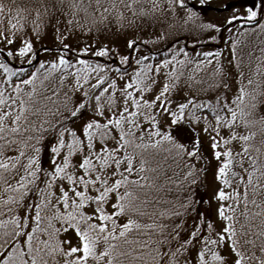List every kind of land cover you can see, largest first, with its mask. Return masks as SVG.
<instances>
[{"label":"snow or ice","instance_id":"snow-or-ice-1","mask_svg":"<svg viewBox=\"0 0 264 264\" xmlns=\"http://www.w3.org/2000/svg\"><path fill=\"white\" fill-rule=\"evenodd\" d=\"M93 2L103 21L110 9L101 0L70 7ZM111 7L119 24L124 12ZM121 7L133 21L167 13L169 30L206 41L223 39L206 30L223 33L234 22L264 28V0L229 2L222 24L203 20L191 0ZM4 11L19 19L0 26V264H264V140L253 143L256 125L264 135L259 75L229 96L230 74L218 61L210 82L198 75L219 53L189 56L188 41L181 46L164 29L156 50L133 55L131 39L127 53L99 46L107 63L93 64L81 55L93 49L60 36L55 58L40 59L48 50L23 35L28 17L0 0ZM40 17L37 9L31 18L37 40ZM169 161L183 166V183L167 175ZM209 167L215 187L205 199L197 190ZM173 183L179 196L168 194Z\"/></svg>","mask_w":264,"mask_h":264},{"label":"rangeland","instance_id":"rangeland-1","mask_svg":"<svg viewBox=\"0 0 264 264\" xmlns=\"http://www.w3.org/2000/svg\"><path fill=\"white\" fill-rule=\"evenodd\" d=\"M59 0H57L56 2H58ZM235 0H204V4L206 5H210L212 6V10L208 15H204L203 16V20L208 21V22H216V24H222L224 19L233 14V9L232 8H227L226 10H221L223 9L224 6L226 4H228L229 2H233ZM22 2H25L28 6L30 5V0H28V2H26V0H22ZM116 2L117 3V7L121 8V11L124 12V16L123 19L120 21V23H117V19L116 16L113 14L115 12V9H112V3ZM123 4L126 5L127 0H122ZM211 2V3H210ZM191 3L194 7L195 10H197L198 12H202L201 10V4L199 3V0H191ZM41 10L43 14H46L47 16L51 14L50 10H48L47 12L44 11L45 6L44 3L41 4ZM101 5L105 6L107 8L110 9V11L106 14L107 18L104 19L102 21L101 24L99 23H95V24H99L100 26L94 27V28H99V27H107L108 25H112L114 30L111 31V35H107L109 36V39L106 40H102V42H100L98 35L95 34V30L94 28H92V23L89 20L90 18H88V28L90 29L88 32V38L86 39H82L85 42V46L93 49V51L91 52H87V53H83L81 55H83L84 58L90 60L93 62V64L99 63L100 62V58L96 55L95 50L99 47V46H109L111 48H119L120 53H127L128 49L126 48V40L131 39V40H136L138 41V45L139 48L136 50H133V55H135L136 51L138 50H144L145 48H143L145 45V43H149V42H154V49H159L161 47V45L163 43H165V41H161L156 39V37L158 35H162L163 33L161 32V29H164V31H168L169 34V39L172 38L173 35L177 36L179 38V44L181 46H183L186 42V40L188 41L187 43V48L189 51V56H192L195 52H200V51H213L216 50L214 52V55H216V52L219 53V55H216V59L212 60L211 64H206V71L203 73H200L198 75L201 76V79L204 80H209V74L213 71L217 61L219 62L220 66L222 67V64L224 63V61H228L229 60V55H227V51L225 49V40H226V31L224 30L223 33H219V32H214L211 29H208L206 31H208L209 33H212L213 35H223V39H215V40H211V41H206L203 39L202 34L199 33H195V32H187L186 35L183 31H173V30H169L168 29V24L171 23V18L168 16L167 13H164L163 16L160 13H156L154 15V17H147V16H141L139 14H137L135 20L133 21L132 17L128 14L127 11L124 10L123 7H121V0H101ZM140 6H144L147 7L148 5L142 4V5H137V8H139ZM198 6V9H197ZM15 7L20 10L18 4L16 3ZM95 6H91L90 8H88V12L91 11L93 12V10L95 9ZM16 8L14 10H16ZM48 8V7H47ZM40 11V10H39ZM241 11H243V9H241ZM93 15V13H92ZM12 16H15L14 13H12ZM89 17V15H88ZM248 22H244V24H246ZM123 27V28H120ZM120 28V29H118ZM264 33V31H263ZM261 31L252 33L251 35H246V42H256V45L254 46V50L256 51V46L259 43L260 38H263L264 35ZM257 34V35H254ZM121 35H124V37H120ZM71 36L67 37V39L65 40L66 44H69L70 46H72L74 48L75 45H72V41L70 39ZM192 40H196V44L191 43ZM219 40L218 43H216ZM79 43H82L80 41V39H78ZM215 42V43H214ZM96 44L94 45L95 48L92 46V44ZM123 43V44H122ZM100 44V45H98ZM158 46V47H157ZM80 47V46H79ZM78 48V47H77ZM247 44L244 45L243 49H239L236 48L234 49L235 51V57H240L239 55L243 56V52L247 51ZM153 49V50H154ZM145 51V50H144ZM249 52V51H248ZM42 57L40 59H49V57L55 58L56 53H52L49 51H42L41 52ZM161 55H163V53H161ZM94 56V57H93ZM257 56V54L255 55ZM201 59H203V57H200ZM262 59L261 56H257L254 58H251L249 60V58H246V63L244 62L243 59H241L240 63L237 64L239 65V67H235L233 68L230 64V61L227 64H223L224 69L227 70V72L230 74L229 75V80L228 83L230 84V91L228 93L229 96H231L232 94L236 93V89L240 86V84L243 81L246 80H253V87L256 86V76L259 75L260 76V80L264 81V63L263 61H261L260 59ZM102 61L104 63H107V60H105L104 58H101ZM211 59V58H209ZM240 59V58H238ZM236 59H233L234 62ZM109 62V61H108ZM135 66V65H133ZM188 68L191 69L192 66L188 65ZM243 72V77L241 78L239 73ZM188 75L187 70L185 71V77ZM127 78V77H125ZM210 82V80H209ZM51 84H59L58 79L53 80L50 82ZM261 88H264V83L260 84ZM41 91H43V89H41ZM209 96L213 95V93H208ZM261 111H264V108L261 109ZM243 129H238V131H241ZM255 130L257 132L256 137L253 140V143L258 144L261 140H264V135H262L259 131V125L255 126ZM201 138L203 140V142L205 143V145L209 148V144H208V137L205 136L203 133H201ZM234 149L236 147H238V143H234L233 144ZM207 148V149H208ZM211 159V158H210ZM179 161L176 162V164ZM214 163V161H213ZM178 165V164H177ZM169 167L171 170H169L167 172V175L169 176L170 179H172L173 181L177 180V179H181L182 180V173L184 171L183 166H179V167H174L172 165V162L170 161ZM180 172V173H178ZM211 175H212V168L210 167L208 173L205 175V183H206V187H207V194H206V199H208L212 194H213V190H214V183L211 180ZM226 191L228 190L227 188L225 189Z\"/></svg>","mask_w":264,"mask_h":264},{"label":"trees","instance_id":"trees-1","mask_svg":"<svg viewBox=\"0 0 264 264\" xmlns=\"http://www.w3.org/2000/svg\"><path fill=\"white\" fill-rule=\"evenodd\" d=\"M57 0H30V5L28 6L25 2H22V0H2V2L5 4V9L12 7L13 9H15V5L16 3L18 4L19 8H20V14L21 16H26L28 17V24H27V28L24 31L23 35H27L30 37V39L33 41V47L34 49H39L41 48V46H43L44 49H47L49 52L52 53H56V49L60 46L61 44V40L58 39L57 37H63V43H66L65 40L67 39V37L71 36V40L72 41V45L74 46V49H76L79 46H85V42L82 39H86L88 38V32L83 31L82 28L79 26L81 24H83L85 27L88 28V18H90L89 20L92 23V28L100 26L99 24L102 23V21L98 20L94 15H92L93 12L89 11L88 12V8H90L92 5L95 6V3H91L90 7H87V11H84L83 8H77V9H73L72 7H70V4L74 2V0H59V7L57 8V10L55 12H51L50 10V5L52 3H55ZM26 2H28V0H26ZM44 3L45 7H48V10H50L51 14L50 15H46L42 13L41 4ZM211 3V2H210ZM233 4L237 3V0L232 2ZM81 4L84 6H87L89 4V0H81ZM17 9V8H16ZM39 9L40 13H41V19L43 20V23L41 24V33H40V38L39 40H37L35 33H33L31 31V18L32 15L36 12V10ZM198 9V6H197ZM201 10L202 12H199L201 14V17L203 18L204 15H208L211 10H212V6L210 5H206L203 4L201 6ZM221 11V9L219 10ZM73 12H75V15H73ZM203 14V16H202ZM12 16V13L10 14L7 11L4 12H0V17H3L2 20H0V26H2L3 29H7L9 27L8 22H7V18L9 16ZM89 15V17H88ZM78 17V19H77ZM12 18L15 19H19V17L16 16H12ZM52 20V23H49V20ZM71 19L72 23L68 24L66 23L67 20ZM59 20V23L57 24L55 21ZM99 23V24H95V23ZM211 23H216V22H211ZM123 28V27H120ZM118 28V29H120ZM95 30V34L98 35L100 42H102V40H106L109 39V36L107 35H111V31L114 30L113 26L110 24L107 27H99L94 28ZM121 30V29H120ZM226 31V42H225V49L227 51V55H229V60L224 61V65L227 64L230 61V64L233 68L237 67V64L240 63L241 59L244 60V62L246 63V58H249V60L251 58L257 57V56H261L262 59H260L261 61H263L264 63V37L260 38L259 43L256 46V51L254 50V46L256 45V42H246V35H251L252 33L261 31L263 33L264 28L261 27H256L254 25V23L250 24V23H242V24H236L235 22L232 25V28L229 29H225ZM67 32L68 36L64 37V33ZM257 35V34H254ZM264 35V33H263ZM120 37H124V35H121ZM78 39H80V41L82 43L78 42ZM231 40H235L236 44H235V48H239V49H243L244 45L247 44L248 48L247 51L243 52V56L239 55L240 57H235V59L240 58L238 60H236L234 62L233 60V45L230 43ZM219 40L216 42L218 43ZM215 43V42H214ZM123 44V43H122ZM147 44L146 46H144L143 48H145L144 50L146 51L147 48H151L152 50L154 49V42H149V43H145ZM96 44H92V46L95 48ZM100 45V44H98ZM110 47V45H109ZM158 47V46H157ZM156 50V49H154ZM249 51V52H248ZM42 52V51H41ZM41 52L39 53V58L42 57ZM257 54V56H255ZM98 56V55H97ZM94 57V56H93ZM100 58V56H98ZM101 58H104L105 60H107V62L109 61V57L108 56H103ZM100 58V62L99 63H104L102 61V59ZM222 64V67H223ZM264 68V67H263ZM264 73V72H262ZM202 140V138H201ZM203 142V140H202ZM203 147L205 149H207L208 147L205 145V143L203 142ZM198 164L200 162H197ZM170 164V161H169ZM179 165V162L177 163ZM210 169V167H209ZM208 169V171H209ZM208 171L204 174L203 180H204V185L200 186L197 190V196H203L206 199V194H207V187H206V183H205V175L208 173ZM180 173V172H178ZM183 174V173H182ZM183 177V175H182ZM181 180V179H179ZM181 182L183 183V178L181 180ZM169 195H174V196H179L180 195V191L178 190V187L175 183H173L171 185V191L168 193Z\"/></svg>","mask_w":264,"mask_h":264}]
</instances>
